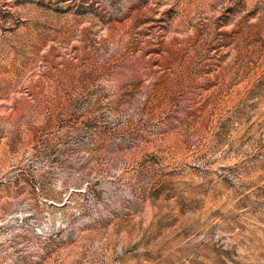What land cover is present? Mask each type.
Here are the masks:
<instances>
[{
    "label": "rangeland",
    "instance_id": "obj_1",
    "mask_svg": "<svg viewBox=\"0 0 264 264\" xmlns=\"http://www.w3.org/2000/svg\"><path fill=\"white\" fill-rule=\"evenodd\" d=\"M0 264H264V0H0Z\"/></svg>",
    "mask_w": 264,
    "mask_h": 264
}]
</instances>
